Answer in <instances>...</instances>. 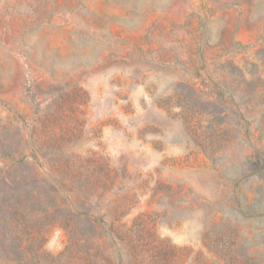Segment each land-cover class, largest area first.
I'll return each instance as SVG.
<instances>
[{"label": "rangeland", "instance_id": "rangeland-1", "mask_svg": "<svg viewBox=\"0 0 264 264\" xmlns=\"http://www.w3.org/2000/svg\"><path fill=\"white\" fill-rule=\"evenodd\" d=\"M0 264H264V0H0Z\"/></svg>", "mask_w": 264, "mask_h": 264}]
</instances>
